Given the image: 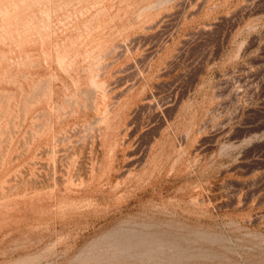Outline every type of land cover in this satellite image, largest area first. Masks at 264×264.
I'll use <instances>...</instances> for the list:
<instances>
[{"label": "rangeland", "instance_id": "1", "mask_svg": "<svg viewBox=\"0 0 264 264\" xmlns=\"http://www.w3.org/2000/svg\"><path fill=\"white\" fill-rule=\"evenodd\" d=\"M0 33V264H264V0H0Z\"/></svg>", "mask_w": 264, "mask_h": 264}, {"label": "bare ground", "instance_id": "2", "mask_svg": "<svg viewBox=\"0 0 264 264\" xmlns=\"http://www.w3.org/2000/svg\"><path fill=\"white\" fill-rule=\"evenodd\" d=\"M59 1H60V0H59ZM33 2H34V1H33ZM39 2H40V1H39ZM97 2H98V1H97ZM98 3H101V1L98 2ZM42 4H43V3H42ZM44 4H45V3H44ZM47 4H48V3H47ZM57 4H58V3H57ZM48 5H49V4H48ZM92 5H93V3H92ZM92 5H91V6H92ZM96 5H97V4H96ZM31 6H32V5H31ZM34 6H35V3H33V7H34ZM43 6H45V5H43ZM51 6H53V5H51ZM51 6H50V7H51ZM88 6H90V5H88ZM88 6H87V7H88ZM27 7H28V6H27ZM27 7H26V8H27ZM54 7H55V6H54ZM60 7H61V6H60ZM85 7H86V6H85ZM85 7H84V8H85ZM35 8H36V7H35ZM40 8H41V7H40ZM48 8H49V7H48ZM52 8H53V7H52ZM64 8H65V7H64ZM23 9H24V8H23ZM29 9H30V8H29ZM29 9L27 8L26 10H29ZM32 9H33V8H32ZM45 9H46V6H45ZM66 9H67V8H65V10H66ZM75 9H76V8H75ZM75 9H73V12L75 11ZM85 9H86V8H85ZM89 9H90V8H89ZM91 9H92V8H91ZM94 9H95V8H94ZM24 10H25V9H24ZM46 10H48V9H46ZM46 10H45V11H46ZM51 10H52V9H51ZM99 10H101V8H100ZM35 11H38V10H35ZM35 11H32V12L34 13ZM39 11H40V9H39ZM53 11H54V10H53ZM60 11H61V10H60ZM70 11H71V9H70ZM6 12H7V11H6ZM43 12H44V11H43ZM48 12H49V11H48ZM80 12H83V11L80 10ZM84 12H86V11H84ZM21 13H22V12H21ZM24 13H26V12H24ZM37 13H38V12H37ZM39 13H40V12H39ZM67 13H68V12H67ZM87 13H88V12H87ZM40 14H41V13H40ZM53 14H54V13H53ZM63 14H64V13H63ZM69 14H70V13H69ZM75 14H76V13H75ZM85 14H86V13H85ZM97 14H98V13H97ZM22 15H23V14H22ZM27 15H28V14H27ZM61 15H62V14H61ZM77 15H78V14H77ZM91 15H92V14H91ZM98 15H99V14H98ZM19 16H20V15H19ZM44 16H45V15H44ZM44 16H43V17H44ZM51 16H52V15H50V17H51ZM79 16H80V15H79ZM36 17H38V16H36ZM46 17H49V16L47 15ZM46 17L44 18L45 20L47 19ZM59 17H60V16H59ZM89 17H90V16H89ZM20 18H21V17H20ZM20 18H19V20H20ZM57 18H58V17H57ZM69 18H70V17H69ZM71 18H72V17H71ZM80 18H81V16H80ZM24 19H25V18H24ZM27 19H28V16H27ZM29 19H31V18H29ZM35 19L38 20L37 18H35ZM40 19H41V18H40ZM44 19H43V20H44ZM64 19H65V18H64ZM67 19H68V18H67ZM75 19H76V18H75ZM86 19H87V18H86ZM92 19H93V18H92ZM43 20H42V21H43ZM48 20H49V19H47V22H46V23H48ZM59 20H60V19H59ZM22 21H23V20H22ZM27 21H28V20H27ZM30 21H31V20H30ZM39 21H40V20H39ZM51 21H52V20H51ZM69 21H70V20H69ZM80 21H81V20H80ZM83 21H84V20H83ZM53 22H54V21H53ZM57 22H58V21H57ZM72 22H73V21H72ZM78 22H79V21H78ZM28 23H29V21H28ZM31 23H32V22H31ZM35 23H36V22H35ZM40 23H41V22H40ZM42 23H43V22H42ZM42 23H41V24H42ZM46 23H45V24H46ZM37 24H38V23H37ZM51 24H53V23H51ZM21 25H23V23H22ZM30 25H31V24H30ZM42 25H43V24H42ZM47 25H48V24H47ZM47 25H43V26H47ZM59 25H60V24H59ZM61 25H63V24H61ZM23 26H24V25H23ZM34 26H35V25H34ZM83 26H84V25H83ZM85 26H86V25H85ZM26 27H27V26H26ZM28 27H29V25H28ZM37 27H38V26H37ZM64 27H65V26H64ZM67 27H68V26H67ZM78 27H79V25H78ZM89 27H91V26H89ZM31 28L33 29V27H31ZM42 28H43V27H42ZM50 28H51V27H49V29H50ZM52 28H53V27H52ZM61 28H62V27H61ZM29 29H30V28H29ZM34 29H35V28H34ZM40 29H41V28H39V30L36 29V30H34V32H32V33H35V31H40ZM56 29H57V28H56ZM86 29H87V28H86ZM86 29H85V30H86ZM20 30H24V28H22V29H20ZM41 30H42V29H41ZM47 30H48V28H47ZM51 30H52V29H51ZM51 30H50V31H51ZM42 31H43V30H42ZM58 31H59V29H58ZM14 32H15V31H14ZM28 32H29V31H28ZM30 32H31V30H30ZM51 32L53 33V31H51ZM55 32H56V31H55ZM55 32H54V33H55ZM76 32H77V31H76ZM32 33H31V34H32ZM36 33H38V32H36ZM36 33H35V34H36ZM70 33H71V32H70ZM87 33H88V32H87ZM87 33H86V34H87ZM0 34H1V33H0ZM35 34H34V36H35ZM45 34H46V36L48 35V34L46 33V31H45ZM64 34H65V33H64ZM20 35H21V33H20ZM25 35H26V34H25ZM29 35H30V34H29ZM37 35H38V34H37ZM22 36H24V35H22ZM27 36H28V35H27ZM32 36H33V35H32ZM32 36H31V37H32ZM44 36H45V35H44ZM44 36H42V37H44ZM49 36H50V35H49ZM0 37H1V36H0ZM15 37H16V36H15ZM18 37H19V36H18ZM35 37H36V36H35ZM56 37H57V36H56ZM64 37H65V36H64ZM22 38H23V37H22ZM24 38H26V37H24ZM28 38H29V37H28ZM33 38H34V37H33ZM39 38H41V37H39ZM47 38H48V37H47ZM47 38H45V39H47ZM1 39H2V38H1ZM11 39H12V38H11ZM13 39H14V38H13ZM57 39H58V38H57ZM92 39H93V38H92ZM14 40H15V39H14ZM16 40H17V39H16ZM16 40H15V41H16ZM19 40H20V39H19ZM19 40H18V41H19ZM23 40H24V39H23ZM31 40H32V39H31ZM33 40H34V39H33ZM36 40H37V38H36ZM40 40H41V39H40ZM49 40H50V38H49ZM53 40H54V39H53ZM75 40H76V38H75ZM79 40H81V39H79ZM90 40H91V39H90ZM25 41L27 42V40H25ZM50 41H51V40H50ZM76 41H77V40H76ZM84 41H85V40H84ZM87 41H88V40H87ZM21 42H22V41H21ZM18 43H19V42H18ZM40 43H41V41H40ZM43 43H44V42L42 41L41 44H43ZM47 43H49V41H48ZM21 44H22V43H21ZM36 44H37V42L35 43V46H36ZM70 44H71V43H70ZM74 44H75V43H74ZM80 44H82V42H81ZM23 45H24V44H23ZM51 46H52V45H51ZM56 46H58V45H56ZM71 46H72V45H71ZM17 47H18V46H17ZM27 47H28V44H27ZM27 47H26V49H27ZM31 47H33V46H30V48H31ZM42 47H43V46H42ZM85 47H86V45H85ZM23 48H24V47H23ZM23 48H22V49H23ZM30 48H29V49H30ZM36 48H37V46H36ZM45 48H46V47H45ZM79 48H81V47H79ZM79 48H78V49H79ZM12 49H13V48H12ZM22 49H21V52H22ZM81 49H82V48H81ZM32 50H34V48H33ZM36 50L39 52L38 48H37ZM14 51H15V50H14ZM19 51H20V50H19ZM40 51H41V50H40ZM42 51H43V50H42ZM44 51H45V50H44ZM44 51H43V52H44ZM76 51H77V50H76ZM79 51H81V50H79ZM2 52H4V51H1V53H2ZM23 52H25V51H23ZM26 52H28V51H26ZM55 52H56V51H55ZM64 52H65V51H64ZM71 52H73V51H71ZM84 52H85V51H84ZM1 53H0V54H1ZM19 53H20V52H19ZM56 53H57V52H56ZM56 53H55V54H56ZM88 53H89V52H88ZM112 53H113V52H112ZM15 54H16V53H15ZM22 54H23V53H22ZM52 54H53V53H52ZM9 55H10V52H9ZM19 55H20V54H19ZM26 55H27V54H26ZM31 55H32V54H31ZM91 55H92V54H91ZM1 56H3V55H1ZM1 56H0V57H1ZM11 56H12V55H11ZM11 56H10V57H11ZM51 56H52V55H51ZM63 56H64V55H63ZM65 56H66V55H65ZM77 56H78V55H77ZM109 56H110V55H109ZM5 57H6V55H5ZM15 57H16V55H15ZM15 57H14V58H15ZM21 57H22V56H21ZM21 57L19 56L20 59H21ZM45 57H46V56H45ZM45 57H44V58H45ZM60 57H62V56H60ZM85 57H86V56H85ZM88 57H89V56H87V58H88ZM107 57H108V56H107ZM12 58H13V57H12ZM17 58H18V57H17ZM25 58H27V57H25ZM28 58H29V57H28ZM49 59H50V58H49ZM57 59H58V55H57ZM83 59H84V58H83ZM85 59H86V58H85ZM94 59H95V58H94ZM21 60H22V59H21ZM34 60H35V59H34ZM36 60H37V59H36ZM45 60H46V59H45ZM45 60H44V61H45ZM67 60H68V59H67ZM70 60H71V58H70ZM77 60H79V59H77ZM86 60H87V59H86ZM6 61H7V60H6ZM9 61H10V60H9ZM24 61H25V60H24ZM37 61H38V60H37ZM58 61H59V60H58ZM90 61H91V59L89 60V62H90ZM10 62H11V61H10ZM15 62H17V61H15ZM21 62H22V61H21ZM35 62H36V61H35ZM56 62H57V61H56ZM64 62H65V61H64ZM64 62H63V64H64ZM67 62H68V61H67ZM73 62H75V60H74ZM80 62H82V59H81V61H79V63H80ZM3 63H4V62H3ZM31 63H32V62H31ZM40 63H41V62H40ZM42 63H43V62H42ZM45 63H47V61H46ZM51 63H52V61H51ZM57 63H58V62H57ZM59 63H61V62L59 61ZM7 64H8V63H7ZM52 64H53V63H52ZM55 64H56V63H55ZM61 64H62V63H61ZM85 64H86V63H85ZM1 65H2V64H1ZM4 65H5V64H4ZM11 65H12V64H11ZM11 65H10V66H11ZM14 65H16V64H14ZM27 65H28V64H27ZM46 65H47V64H46ZM65 65H66V64H65ZM82 65H83V64H82ZM19 66H22V65L20 64ZM41 66H42V65H41ZM47 66H48V65H47ZM56 66H57V65H56ZM62 66H63V65H62ZM68 66H69V65H68ZM2 67H3V65H2ZM6 67H7V69H9V68H8V65H7ZM29 67H30V66H29ZM44 67H45V65L43 66V68H44ZM81 67H83V66H81ZM86 67H88V66H86ZM15 68H16V67H15ZM22 68H23V66H22ZM47 68H49V67H47ZM47 68H46V69H47ZM56 68H57V67H56ZM71 68H72V67H71ZM71 68H70V69H71ZM79 68H80V67H79ZM92 68H93V67H92ZM94 68H95V67H94ZM94 68H93V69H94ZM97 68H98V67H97ZM104 68H105V67H104ZM104 68H103V70H104ZM2 69H3V68H2ZM31 69H32V68H31ZM46 69H44V70H46ZM80 69H81V68H80ZM107 69H108V68H107ZM3 70H4V71H3ZM3 70H2V71H3V75H4V74H5V69H3ZM16 70L18 71L19 69H16ZM33 70H34V69H33ZM59 70H60V69H59ZM59 70H58V71H59ZM77 70H78V68H77ZM84 70H85V69H84ZM89 70H90V69H89ZM99 70H100V69H99ZM10 71H11V68H10ZM22 71H23V70H22ZM26 71H27V70H26ZM26 71H25V73H26ZM46 71H47V70H46ZM48 71H50V68H49ZM60 71H61V70H60ZM12 72H13V71H12ZM23 72H24V71H23ZM27 72H28V71H27ZM36 72H37V71H36ZM38 72H39V70H38ZM41 72H42V70H41ZM41 72H40V73H41ZM64 72H65V71H64ZM77 72H78V71H77ZM79 72H80V71H79ZM81 72H82V71H81ZM1 73H2V72H1ZM1 73H0V74H1ZM14 73H15V71H14L12 74H14ZM32 73H33V75H34V72H33V71H32ZM32 73H31V75H32ZM40 73H37V74H40ZM91 73H92V72H91ZM96 73H97V72H96ZM6 74H7V73H6ZM6 74H5V75H6ZM8 74H9V71H8ZM42 74H43V73H42ZM52 74H53V73H52ZM55 74H56V73H55ZM75 74H76V73H75ZM97 74H98V73H97ZM9 75H11V74H9ZM21 75H22V74H21ZM21 75H20V76H21ZM27 75H28V74H27ZM31 75H30V76H31ZM59 75H60V74H59ZM67 75H68V74H67ZM73 75H74V74H73ZM73 75H72V76H73ZM100 75H101V74H100ZM18 76H19V75H18ZM22 76H23V75H22ZM36 76H37V75H36ZM36 76H35V77H36ZM39 76H40V75H39ZM52 76H53V75H52ZM56 76H57V75H56ZM77 76H78V74H77ZM87 76H88V75H87ZM94 76H95V75H94ZM0 77H1V75H0ZM12 77H13V75H12ZM12 77H11V78H12ZM26 77H27V76H26ZM41 77H42V76H41ZM79 77H80V76H79ZM79 77H78V78H79ZM95 77L97 78V76H95ZM2 78H4V77H2ZM2 78H1V79H2ZM46 78H47V77H46ZM54 78H55V77H54ZM57 78H58V77H57ZM68 78H69V77H68ZM1 79H0V80H1ZM9 79H10V77L8 78V80H9ZM27 79L29 80V78H27ZM36 79H37V78H36ZM48 79H49V78H47V80H48ZM63 79H64V78H63ZM79 79H80V78H79ZM87 79H88V78H87ZM3 80H4V79H3ZM10 80H11V79H10ZM17 80H19V78H18ZM31 80H34V78H32ZM37 80H38V79H37ZM54 80H55V79H54ZM58 80H59V79H58ZM68 80H69V79H68ZM68 80H66L65 83H67ZM85 80H86V79H85ZM96 80H97V79H96ZM44 81H45V80H44ZM44 81H43V82H44ZM50 81H51V80H49V82H50ZM61 81H62V80H61ZM71 81H72V80H71ZM90 81H91V83L93 82L92 80H90ZM13 82H14V81H13ZM38 82H39V81H38ZM40 82H41V81H40ZM0 83H1V82H0ZM5 83H6V82H4V84H5ZM9 83H10V81H9ZM18 83H19V82H18ZM20 83H21V82H20ZM20 83H19V84H20ZM53 83H54V82H53ZM73 83H74V82H73ZM82 83H85V82H82ZM87 83H88V82H87ZM87 83H86V84H87ZM4 84L2 83V85H4ZM11 84H12V83H11ZM25 84H26V83H25ZM39 84H41V83H39ZM54 84H56V83H54ZM79 84H80V83H79ZM92 84H93V83H92ZM94 84H95V81H94ZM2 85H1V86H2ZM5 85H6V84H5ZM5 85H4V86H5ZM16 85H17V84H16ZM26 85H27V84H26ZM31 85H32V84H31ZM33 85H34V84H33ZM72 85H73V84H72ZM74 85H75V84H74ZM77 85H78V84H77ZM83 85H84V84H83ZM96 85H97V84H95V85H93V86L95 87ZM8 86H9V85H8ZM20 86H21V84H20ZM40 86H41V85H40ZM60 86H61V84H60ZM66 86H67V85H66ZM89 86H90V85H89ZM16 87H17V86H16ZM25 87H27V86H24L23 88H25ZM36 87H37V86H36ZM55 87H56V85L54 86V88H55ZM57 87H58V86H57ZM85 87H86V86H85ZM99 87H100V86H98L97 89H99ZM2 88H3V87H2ZM5 88H7V87L5 86ZM5 88H4V89H5ZM8 88H9V87H8ZM8 88H7V89H8ZM23 88H21V89H23ZM30 88H31V87H30ZM32 88H33V87H32ZM52 88H53V87H52ZM61 88H62V86H61ZM64 88H65V87H64ZM72 88H73V87H72ZM78 88H79V87H78ZM87 88H88V87H87ZM95 88H96V87H95ZM7 89H5V90H7ZM43 89H44V88H43ZM45 89H46V88H45ZM58 89H60V87H58ZM100 89H101V87H100ZM11 90H12V87H11ZM31 90H32V89H31ZM31 90H30V91H31ZM54 90H55V89H54ZM65 90H66V89H65ZM65 90H63V91H65ZM74 90H75V89H74ZM82 90H83V89H82ZM8 91H9V89H8ZM43 91H44V90H43ZM83 91H84V90H83ZM86 91H87V90H86ZM92 91L96 92L95 90H93V88H92ZM100 91H101V90H100ZM12 92H13V91H12ZM15 92H16V91H15ZM15 92H14V93H15ZM17 92H18V91H17ZM32 92H34V91H32ZM35 92H36V91H35ZM37 92H38V89H37ZM56 92H57V91H56ZM56 92H55V93H56ZM65 92H66V91H65ZM0 93H1V92H0ZM8 93H9V92H8ZM8 93H7V94H8ZM28 93H29V91H28ZM71 93H72V92H71ZM78 93H79V92H78ZM88 93H89V92L87 91V94H86V95H88ZM5 94H6V93H5ZM21 94H23V93H21ZM29 94H30V93H29ZM34 94H35V93H34ZM34 94H33V95H34ZM42 94H43V92L41 93V95H42ZM59 94H60V93H59ZM66 94H67V92H66ZM100 94H101V93H100ZM11 95H12V94H11ZM31 95H32V94H31ZM39 95H40V94H39ZM55 95H56V94H55ZM86 95H85V96H86ZM94 95H96V93H94ZM6 96H8V95H6ZM6 96H5V97H6ZM16 96H17V95H16ZM26 96H27V95H26ZM29 96H30V95H29ZM45 96H46V95H45ZM52 96H53V95H52ZM60 96L62 97V94H61ZM100 96H101V95H100ZM1 97H2V95H1ZM5 97H4V98H5ZM10 97H11V96H10ZM22 97H24V96H22ZM31 97H32V96H31ZM58 97H59V96H58ZM61 97H59V98H61ZM63 97H64V96H63ZM81 97H82V96H81ZM81 97H80V98H81ZM95 97H96V96H95ZM101 97H102V96H101ZM2 98H3V97H2ZM14 98H15V97H14ZM42 98H43V97H41V99H42ZM70 98H71V97H70ZM70 98H69V99H70ZM73 98H74V97H73ZM7 99H8V97H7ZM20 99H21V98H20ZM23 99H24V98H23ZM31 99H32V98H31ZM62 99H63V98H62ZM71 99H72V98H71ZM75 99H76V98H75ZM77 99H78V98H77ZM77 99H76V100H77ZM98 99H99V98H98ZM4 100H5V99H4ZM50 100H52L51 97H50ZM58 100H59V99H58ZM58 100H55V102L58 101ZM11 101H12V100H10V102H11ZM23 101H24V100H23ZM33 101H34V100H33ZM40 101H41V100H40ZM52 101H53V100H52ZM63 101H64V100H63ZM68 101L70 102V100H68ZM101 101H102V100H101ZM147 101H148V100H147ZM17 102H18V101H17ZM34 102H35V101H34ZM60 102H61V101H60ZM88 102H89V100H88ZM19 103H20V102H19ZM21 103H22V102H21ZM26 103H27V102H26ZM28 103H29V102H28ZM28 103H27V104H28ZM31 103H32V101H31ZM36 103H37V102H36ZM39 103H40V102H39ZM39 103H38V105H39ZM43 103H44V102H43ZM56 103H58V102H56ZM62 103H63V102H62ZM90 103H91V102H90ZM92 103H94V102L92 101ZM101 103H102V102H101ZM24 104H25V103H24ZM46 104H47V102H46ZM48 104H50V103H48ZM52 104H53V102H52ZM64 104H65V102H64ZM70 104H71V103H70ZM0 105H1V104H0ZM4 105H5V102H4ZM13 105H14V104H13ZM15 105H17V104L15 103ZM25 105H26V104H25ZM29 105L31 106V104H29ZM73 105H74V104H73ZM17 106H18V105H17ZM17 106H16V107H17ZM27 106H28V105H27ZM30 106H29V108H30ZM45 106H46V105H45ZM45 106H44V107H45ZM48 106H49V105H48ZM52 106H53V105H52ZM65 106H66V105H65ZM104 106H105V105H104ZM4 107H5V106H4ZM16 107H15V109H16ZM21 107H22V109L24 108L23 106H21ZM56 107H57V106H56ZM60 107H61V106H60ZM60 107H59V108H60ZM0 108H1V107H0ZM5 108H7V107H5ZM5 108H4V109H5ZM11 108H12V106H11ZM13 108H14V107H13ZM19 108H20V107H19ZM19 108H18V109H19ZM38 108H39V107H38ZM52 108H54V107H52ZM57 108H58V107H57ZM108 108H109V107H108ZM7 109H8V108H7ZM40 109H42V108H40ZM54 109H55V108H54ZM109 109H110V108H109ZM33 110H34V109H33ZM36 110H37V109H36ZM101 110H102V109H101ZM0 111H3V110L1 109ZM4 111H6V110H4ZM16 111H17V110H16ZM29 111H30V110H29ZM52 111H53V110H52ZM59 111H60V110H59ZM90 111H91V110H90ZM102 111H103V110H102ZM9 112H10V111H9ZM20 112H21V111H20ZM23 112L25 113V111H23ZM31 112H32V111H31ZM55 112H56V110H55ZM61 112H64V111H61ZM97 112H98V111H97ZM33 113H35V111H34ZM33 113H32V114H33ZM36 113H37V112H36ZM106 113H107V112H106ZM21 114H22V113H21ZM27 114H28V113H27ZM45 114H46V113H45ZM45 114H44V115H45ZM50 114H53V113H50ZM55 114H57V113H55ZM104 114H105V113H104ZM25 115H26V114H25ZM29 115H30L31 117H33L31 114H29ZM33 115H35V114H33ZM37 115H39V114H37ZM44 115L41 116V117L43 118ZM99 115H101V114H99ZM0 116H1V115H0ZM23 116H24V114H23ZM30 116H28V117H30ZM47 116H49V114H48ZM55 116H56V115H55ZM58 116H59V115H58ZM63 116H64V115H63ZM107 116H108V115H107ZM41 117H38V118L42 119ZM56 117H57V116H56ZM0 118H1V117H0ZM25 118H26V117H25ZM35 118H36V117H35ZM48 118H49V117H48ZM57 118H58V117H57ZM57 118H56V119H57ZM61 118H62V116H61ZM33 119H34V118H33ZM40 119H39V120H40ZM45 119H46V118H45ZM49 119H51V118H49ZM0 120H1V119H0ZM31 120H32V119H31ZM58 120H62V119H58ZM32 121H33V120H32ZM32 121H31V122H32ZM44 121H45V120H44ZM44 121H43V122H44ZM97 121H98V120H97ZM12 122H13V121H12ZM40 122H42V121H40ZM43 122H42V123H43ZM54 122H55V121H54ZM102 122H103V121H102ZM21 123H22V122H21ZM37 123H38V122H37ZM37 123H36V124H37ZM39 124H40V123H39ZM97 124H98V123H97ZM0 125H1V124H0ZM12 125H13V124H12ZM45 125H46V124H45ZM50 125H51V124H50ZM21 126H22V125H21ZM34 126H35V125H34ZM41 126H42V125H41ZM47 126H48V125H47ZM47 126H46V127H47ZM39 127H40V126H38V128H39ZM42 127H43V126H42ZM48 127H49V126H48ZM35 128H36V126H35ZM36 129H37V128H36ZM38 130H40V129H38ZM41 130H42V129H41ZM4 132H5V131H4ZM2 133H3V131H2ZM2 133L0 132V134H2ZM39 134H40V133H39ZM2 136H3V135H2ZM3 137H4V136H3ZM3 137H2V138H3ZM54 137H55V136H54ZM54 140H55V139H54ZM61 140H62V139H61ZM1 141H2V140H1ZM1 141H0V143H1ZM48 141H49V140H48ZM48 141H47V144H48ZM3 142H5V141H3ZM61 142H63V141H61ZM45 143H46V142H45ZM97 143H98V142H97ZM53 144H55V143H53ZM45 145H46V144H45ZM98 145H100V144H98ZM51 146H52V145H51ZM51 146H49V147H51ZM54 146H55V145H54ZM39 147H40V146H39ZM45 148H46V147H45ZM43 149H44V148H43ZM43 149H42V151H43ZM54 149H55V148H54ZM54 149H53V150H54ZM97 149H98V148H97ZM50 150H52V149H50ZM99 150H100V149H99ZM40 151H41V150H40ZM44 151H45V150H44ZM47 151H48V149H47ZM69 151H70V149H69ZM69 151H68V152H69ZM62 152H63V151H62ZM46 153H48V152H46ZM64 153H65V152H64ZM64 155H65V154H64ZM60 156H61V155H60ZM67 157H68V156H67ZM101 158H102V157H101ZM101 158H100V159H101ZM64 160H65V159H64ZM66 160H67V159H66ZM98 162H100V161H98ZM95 164H96V163H94L93 165L95 166ZM43 166H44V165H43ZM52 166H54V165H52ZM46 168H47V167H46ZM53 168H54V167H53ZM94 168H95V167H94ZM94 168H93V169H94ZM57 169H58V167H57ZM52 170H53V169H52ZM52 170H51V171H52ZM50 173H51V172H50ZM55 174H57V173H55ZM38 176H39V175H38ZM50 176H52V175H50ZM53 176L55 177V175H53ZM54 177H53V178H54ZM60 177H61V176H60ZM55 178H56V177H55ZM44 179H46V178L44 177ZM37 180H39V179H37ZM47 180H48V179H47ZM49 180H51V178H50ZM13 181L15 182V179H14ZM21 181H23V180H21ZM11 182H12V181H11ZM56 182H57V181H56ZM12 184H13V183H12ZM15 184L17 185L18 183H15ZM22 184H23V182H22ZM43 184H44V183H43ZM47 184H48V183H47ZM51 184H52V182H51ZM9 185H10V184H9ZM16 185H15V186H16ZM27 185H28V184H27ZM29 185H30V184H29ZM56 185H57V184H56ZM11 186H12V185H11ZM13 186H14V185H13ZM21 186H22V185H21ZM21 186H20V187H21ZM33 186H34V185H33ZM25 187H26V186H25ZM36 187H37V186H36ZM7 188H8V186H7ZM12 188H13V187H12ZM23 188H24V187H23ZM13 189H14V188H13ZM16 189H17V187L15 188V190H16ZM36 189H37V188H36ZM4 190H5V189H4ZM10 190H11V189H9V191H10ZM19 190H20V189H19ZM27 190H28V189H27ZM27 190H26V191H27ZM32 190H33V188H32ZM5 191H6V190H5ZM9 191H8V192H9ZM20 191H21V190H20ZM33 191H34V190H33ZM3 192H4V191H3ZM34 192H35V191H34ZM4 193H5V192H4ZM4 193L1 194V195L4 196ZM16 193H17V192H16ZM24 193H25V191H24ZM26 193H27V192H26ZM6 194H7V193H6ZM13 194H14V193L11 194L12 197H13ZM27 194H28V193H27ZM35 194H36V193H34V195H35ZM11 195H10V196H11ZM17 195H19V194H17ZM25 196H27V195H25ZM12 197H10V198H12ZM15 197H16V196H15ZM22 197H24V196H22ZM32 197H33V196H32ZM1 198H2V196H1ZM17 198H18V197H17ZM0 200H3V199H0ZM7 200H8V199H7ZM7 200H6V201H7ZM14 200H15V199H14ZM12 201H13V200H12ZM4 202H5V201H4ZM0 203H3V202L0 201ZM121 220H122V219H121ZM132 220H133V218H132ZM135 220H137V223H136V224H138V222H139L138 219L136 218ZM135 220H133V221H135ZM123 221H124V220H123ZM123 221H121V222H123ZM145 221H146V220H145ZM121 222H120V223H121ZM125 223H126V222H125ZM125 223L123 222L122 224H125ZM129 223H130V222H129ZM133 223H134V222H133ZM133 223H132V224H133ZM145 223H146V222H145ZM119 225H120V224H119ZM119 225H118V226H119ZM128 225H130V224H128ZM128 225H126V226H128ZM122 226H125V225H122ZM131 226H132V225H131ZM133 226H134V225H133ZM141 226H143L142 228H144V225H141ZM141 226H140V227H141ZM145 226H147V224H146ZM150 226H151V225H150ZM138 227H139V226H138ZM148 227H149V225H148ZM148 227H147V228H148ZM120 228H121V227H120ZM123 228L125 229L126 227H123ZM128 228H129V227H128ZM134 228H136V227H134ZM150 228H151V227H150ZM144 229H145V228H144ZM118 230H119V229H118ZM126 230H128V229H126ZM135 230H136V229H135ZM137 230H138V229H137ZM140 230H141V229H140ZM110 231H111V230H110ZM113 231H114V230H113ZM128 231H129V230H128ZM142 231H143V230H142ZM162 231H163V230H162ZM164 231H165V230H164ZM120 232H121V230H120ZM130 232H131V231H130ZM154 232H155V231H154ZM107 233H108V232H107ZM110 233H111V232H110ZM128 233H129V232H128ZM141 233H142V232H141ZM148 233H149V232H147V234H148ZM151 233H153V232H151ZM158 233H159V232H158ZM114 234H115V233H114ZM139 234H140V233H139ZM142 234H143V233H142ZM125 235H126V233H125ZM198 235H200V234H198ZM105 236H106V235H105ZM109 236H110V234H109L107 237H109ZM107 237H106V238H107ZM111 237H112V236H111ZM111 237H110V239H111ZM122 237H124V234H123ZM161 237H162V236H161ZM182 237H183V236H182ZM96 238H97V237H96ZM96 238H95V239H96ZM102 238H103V237H102ZM97 239H98V238H97ZM107 239H108V238H107ZM115 239H118L117 236H116ZM121 239H123V238H121ZM126 239H127V238H126ZM134 239H137V238H134ZM157 239H158V238H157ZM160 239H162V238H160ZM184 239H185V238H184ZM102 240H103V239H102ZM112 240H113V239H112ZM188 240H189V239H188ZM191 240H192V239H191ZM211 240H212V239H211ZM93 241H94V240H93ZM93 241H92V242H93ZM96 241H98V240H96ZM109 241H110V240H109ZM109 241H105V243H106V242H109ZM117 241H118V240H117ZM117 241H116V242H117ZM119 241H120V239H119ZM151 241H152V240H151ZM151 241H149V242H151ZM176 241H177V240H176ZM185 241H186V239H185ZM189 241H190V240H189ZM192 241H193V240H192ZM232 241H233V240H232ZM92 242H91V243H92ZM116 242H115V243H116ZM125 242H127V241H125ZM129 242H130V241H129ZM137 242L139 243V241H137ZM155 242H156V243H153V244H155V245L158 244L157 241H155ZM194 242H195V241H194ZM194 242H193V243H194ZM199 242H200V241H199ZM199 242H197V240H196V243H199ZM91 243H90V244H91ZM93 243H94V242H93ZM112 243H113V242H112ZM122 243L124 244V242H122ZM144 243H145V242H144ZM147 243H148V241H147ZM174 243H175L174 240H173V241H171V240L166 241V242L164 243V245L161 246L160 249L163 250V249H165V248H168V249L175 248ZM176 243H177V242H176ZM187 243H188V242H187ZM234 243H235V242H234ZM236 243H238V242H236ZM236 243H235V244H236ZM99 244H100V243H99ZM117 244H118V243H117ZM117 244H116V245H117ZM119 244H121V243L119 242ZM125 244H126V243H125ZM125 244H124V245H125ZM127 244H128V243H127ZM136 244H137V243H136ZM140 244H141V243H140ZM183 244H184V243H183ZM201 244L203 245L204 243L201 242ZM201 244H200V245H201ZM93 245H94V244H93ZM93 245H92V246H93ZM97 245H98V244H97ZM108 245H109V244H108ZM114 245H115V244H114ZM116 245H115V246H116ZM137 245H138V244H137ZM149 245H150V244H149ZM175 245H176V244H175ZM178 245L181 246L180 243H178ZM178 245H177V246H178ZM190 245H191V244H190ZM232 245H233V244H232ZM99 246H100V245H99ZM112 246H113V245H112ZM119 246H120V245H119ZM119 246H118V247H119ZM125 246H126V245H125ZM125 246H123V247H125ZM127 246H130V245L128 244ZM127 246H126V247H127ZM131 246H132V245H131ZM131 246H130V247H131ZM152 246H153V245H152ZM152 246H151V247H152ZM159 246H160V244H159ZM159 246H158V247H159ZM188 246H189V244H188ZM191 246H192V245H191ZM191 246H190V247H191ZM195 246H196V244H195ZM195 246H194V247H195ZM84 247H85V246H84ZM94 247H95V246H94ZM126 247H125V248H126ZM133 247H134V246H133ZM133 247H131V248H133ZM148 247H149V246H148ZM156 247H157V246H156ZM156 247L153 246V248H156ZM91 248H93V247H91ZM98 248H100V247H98ZM104 248H105V246H104ZM106 248H107V247H106ZM106 248H105V249H106ZM108 248H109V247H108ZM108 248H107V249H108ZM131 248H130V249H131ZM134 248H137V247L135 246ZM192 248H193V247H192ZM85 249H86V248H85ZM118 249H119V248H118ZM122 249H123V248H122ZM122 249H121V250H122ZM127 249H128V248H127ZM139 249H140V248H139ZM143 249L145 250V248H143ZM177 249H178V248H177ZM177 249H175V250H177ZM181 249H182V250L180 251L181 253H185V252L189 251V250L186 251L185 249H183V247H182ZM237 249H240V248L238 247ZM241 249H242V248H241ZM86 250H87V249H86ZM88 250H90V249H88ZM91 250H92V249H91ZM95 250H96V249H95ZM97 250H98V249H97ZM114 250H115V249H113V252H114ZM123 250H125V249H123ZM128 250H129V249H128ZM131 250H132V249H131ZM133 250H134V249H133ZM140 250H141V249H140ZM144 250H143V251H144ZM147 250H148V249H147ZM162 250H161V252H162ZM165 250H167V249H165ZM175 250L173 251L174 253H176ZM201 250H202V249H201ZM111 251H112V250H111ZM116 251H117V249H116ZM235 251H236V250H235ZM87 252H88V251H87ZM90 252H91V251H90ZM106 252H107V251H106ZM117 252H118V251H117ZM136 252H137V251H136ZM148 252H149V251H148ZM157 252H158V251H157ZM159 252H160V251H159ZM163 252H164V251H163ZM239 252H240V251H238V253H239ZM102 253H103V252H102ZM110 253H111V252H110ZM128 253H129V251H128ZM134 253H135V251H134ZM134 253H133V254H134ZM150 253H151V252H150ZM187 253H189V252H187ZM191 253L193 254V253H195V251H194V252H190V254H191ZM93 254H94V253H93ZM97 254H98V253H97ZM105 254H106V253H105ZM118 254H119V253H118ZM125 254H126V253H125ZM125 254H122V256H123V255L126 256ZM142 254H143V253H142ZM147 254H148V253H147ZM157 254H158V253H157ZM167 254H168V253H167ZM171 254H172V253H171ZM192 254H191V255H192ZM197 254H199V252H198ZM241 254H242V253H241ZM111 255H112V254H111ZM127 255H128V254H127ZM134 255H135V254H134ZM168 255H169V254H168ZM168 255H167V256H168ZM178 255H179V254H178ZM178 255L176 256L177 258H179ZM182 255H183V254H182ZM204 255H206V254H204ZM242 255H243V254H242ZM87 256H88V255H87ZM90 256H91V255H90ZM142 256H145V255L143 254ZM147 256H148V255H147ZM149 256H150V255H149ZM163 256H164V255H163ZM163 256H161V257L159 256V257H160V258H163ZM128 257H129V256H128ZM151 257H153V256H151ZM155 257L157 258L158 256H155ZM171 257H172V255H171ZM192 257H193V256H192ZM129 258H131V257H129ZM187 258H188V257H187ZM86 259H87V258H86ZM86 259H85V261H86ZM93 259H95V258H93ZM126 259H127V258H126ZM138 259H139V257H138ZM145 259H146V258H145ZM157 259H158V258H157ZM163 259H166V258H163ZM163 259H162V260H163ZM167 259H168V258H167ZM170 259H171V258H170ZM179 259H181V258H179ZM89 260H90V259H89ZM132 260L134 261V260H137V259L135 258V259H132ZM76 261H78V260H76ZM81 261H82V260H81ZM83 261H84V260H83ZM140 261H141V260H140ZM148 261H149V260H148ZM157 261H158V260H157ZM123 262H124V260H123ZM128 262H129V260L127 261V263H128ZM134 262H135V261H134ZM145 262H146V261H145ZM155 262H156V261H155ZM158 262H159V261H158ZM158 262H157V263H158ZM166 262H167V261H166ZM166 262H165V263H166ZM168 262H169V261H168ZM92 263H94V262H92ZM102 263H103V262H102ZM104 263H106V261H104ZM107 263H108V262H107ZM146 263H147V262H146ZM80 264H81V263H80ZM82 264H85V263H82ZM94 264H95V263H94ZM97 264H98V263H97ZM113 264H114V263H113ZM136 264H137V263H136ZM140 264H141V263H140ZM148 264H149V263H148ZM163 264H164V263H163Z\"/></svg>", "mask_w": 264, "mask_h": 264}]
</instances>
